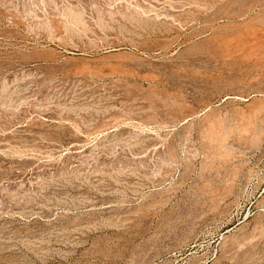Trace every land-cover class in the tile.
I'll return each mask as SVG.
<instances>
[{
  "label": "rangeland",
  "instance_id": "rangeland-1",
  "mask_svg": "<svg viewBox=\"0 0 264 264\" xmlns=\"http://www.w3.org/2000/svg\"><path fill=\"white\" fill-rule=\"evenodd\" d=\"M0 264H264V0H0Z\"/></svg>",
  "mask_w": 264,
  "mask_h": 264
}]
</instances>
